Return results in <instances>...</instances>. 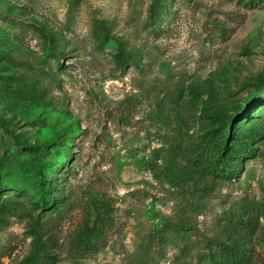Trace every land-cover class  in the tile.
<instances>
[{"label":"rangeland","instance_id":"obj_1","mask_svg":"<svg viewBox=\"0 0 264 264\" xmlns=\"http://www.w3.org/2000/svg\"><path fill=\"white\" fill-rule=\"evenodd\" d=\"M0 264H264V0H0Z\"/></svg>","mask_w":264,"mask_h":264},{"label":"trees","instance_id":"obj_2","mask_svg":"<svg viewBox=\"0 0 264 264\" xmlns=\"http://www.w3.org/2000/svg\"><path fill=\"white\" fill-rule=\"evenodd\" d=\"M256 92L252 93L248 97L249 98L248 99L249 100L248 101L249 105H252V104H254L255 102H257L259 100V97H257V93ZM228 123H229V121H228ZM230 131H231V125L229 124L228 125V128H227V131H226V134H225V137H224V139L222 141L223 142V149L222 150H226L228 152L229 158H231L232 160H235L236 157H237V150L235 149V147L233 146V144L230 145L227 142V137L230 134ZM249 260H250V255H248V254L242 255V257L239 259V261L241 263H247V262H249Z\"/></svg>","mask_w":264,"mask_h":264}]
</instances>
